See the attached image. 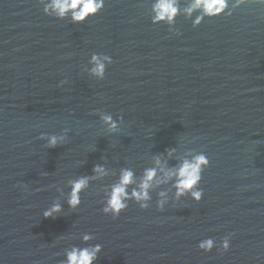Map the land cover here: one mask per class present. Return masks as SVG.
I'll list each match as a JSON object with an SVG mask.
<instances>
[{"label": "water", "instance_id": "95a60500", "mask_svg": "<svg viewBox=\"0 0 264 264\" xmlns=\"http://www.w3.org/2000/svg\"><path fill=\"white\" fill-rule=\"evenodd\" d=\"M0 264H264V0H0Z\"/></svg>", "mask_w": 264, "mask_h": 264}]
</instances>
